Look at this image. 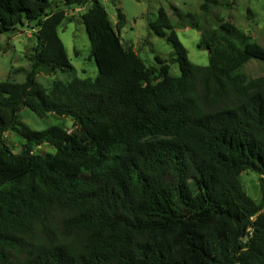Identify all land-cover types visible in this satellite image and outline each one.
Instances as JSON below:
<instances>
[{
	"label": "trees",
	"instance_id": "obj_1",
	"mask_svg": "<svg viewBox=\"0 0 264 264\" xmlns=\"http://www.w3.org/2000/svg\"><path fill=\"white\" fill-rule=\"evenodd\" d=\"M61 1L86 7L94 79L73 74L57 34L63 10L0 0V35L37 27L24 81H0V264H264V74L240 71L264 62V47L229 20L194 21L208 57L196 65L159 7L147 25L171 45L174 76L159 56L146 66L124 47L120 9L113 24L99 0ZM56 71L69 79L48 90L36 81ZM23 110L72 129H30ZM9 130L19 153L5 143ZM43 144L53 152L35 153ZM245 172L258 176L259 203Z\"/></svg>",
	"mask_w": 264,
	"mask_h": 264
},
{
	"label": "rangeland",
	"instance_id": "obj_2",
	"mask_svg": "<svg viewBox=\"0 0 264 264\" xmlns=\"http://www.w3.org/2000/svg\"><path fill=\"white\" fill-rule=\"evenodd\" d=\"M99 2L113 24L116 21L117 9L124 15L125 23L120 29V37L125 48L130 47L146 66L154 65L155 56H159L168 64L169 73L174 76L179 75V68L176 63L171 62L173 51L171 45L165 39L155 36L147 25L156 18L159 7L165 9L178 39L187 50L189 60L196 65H207L208 57L205 50L197 48L200 33L192 27L194 21L203 27L217 28L219 21L229 20L264 47V0H210L206 13L200 10L202 0H99ZM50 10L64 12V19L57 28V34L69 62L74 67L73 74L80 79H94L97 76V69L90 57L89 41L80 19L86 7H66L61 0H51ZM36 31L34 23L24 22L17 25L14 30L0 35V81L6 79L24 81L25 74L30 68L29 56L35 46ZM240 71L248 77L260 76L264 74V62L251 59L240 68ZM69 77L68 73L56 71L50 75L39 74L36 81L48 90L55 80H67ZM21 120L33 130H42L50 124L59 122L68 131L72 129V122L69 120H56L53 117L35 120L24 110L21 112ZM4 140L14 153L20 152L22 139L17 132L7 131ZM34 152L44 156L53 152V149L43 144L36 147ZM241 181L248 195L259 203L261 190L258 176L252 172H245L241 175ZM184 194L191 197L188 186L185 187Z\"/></svg>",
	"mask_w": 264,
	"mask_h": 264
}]
</instances>
